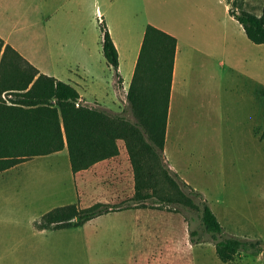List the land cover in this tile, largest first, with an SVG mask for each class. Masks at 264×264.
I'll return each mask as SVG.
<instances>
[{"label": "rangeland", "instance_id": "obj_1", "mask_svg": "<svg viewBox=\"0 0 264 264\" xmlns=\"http://www.w3.org/2000/svg\"><path fill=\"white\" fill-rule=\"evenodd\" d=\"M78 1L69 0L66 7L55 10L57 17ZM262 4L264 0H247L245 10L260 16ZM83 9L86 28L82 33L72 28L65 34L55 18L49 29L41 23L37 27L46 48L36 50L39 42L30 32L21 44L37 60L51 53L53 61H60L62 81L76 79L77 63L86 66L94 80L80 91L89 103L84 105L123 111L132 62L148 23L174 32L179 44L207 42L217 53L225 46L227 51L234 46L248 60L249 89L261 86L264 102V44L254 45L246 39L221 0H84ZM95 9L102 13L119 47L118 78L102 57ZM54 33L69 34V47L57 48L52 43ZM262 113L259 108L257 123L262 121L263 126L258 128L257 140L248 136L238 152L227 140L216 138L214 152L201 145L176 147L179 177L164 164L184 196L194 205L201 207L203 201L210 208L222 227L221 235L204 231L198 209L158 204L155 195L144 205L130 201L134 181L127 158L118 155L73 174L63 150L34 157L0 173V264H264V107ZM122 115L134 120L129 111ZM180 177L199 196L184 187ZM158 187L165 190L164 194L170 190L166 181H160ZM96 203L122 208L98 215L79 228L41 231L36 226L41 216L53 208L68 204L86 208ZM229 237L254 243L255 249L240 251L230 262L222 263L214 244Z\"/></svg>", "mask_w": 264, "mask_h": 264}, {"label": "trees", "instance_id": "obj_2", "mask_svg": "<svg viewBox=\"0 0 264 264\" xmlns=\"http://www.w3.org/2000/svg\"><path fill=\"white\" fill-rule=\"evenodd\" d=\"M228 13L241 26L248 41L264 44V6L260 16L234 8ZM98 25L102 57L118 78L117 50L103 20ZM2 47L0 41V173L34 157L66 150L70 170L75 174L118 156L120 140L133 171L134 194L130 201L144 205L155 195L158 204L175 203L198 209L204 231L221 235L222 227L214 213L205 202L199 207L181 193L168 176L162 156L176 47L173 36L151 25L145 28L123 111L117 114L80 103L76 106L79 94L71 84L39 73L11 47L7 45L3 50ZM12 59L21 64L15 67L10 64ZM14 68L16 78L7 76L6 71ZM128 111L134 118L132 122L122 115ZM160 181H166L170 187L166 194L158 187ZM121 208L101 203L86 208L68 204L43 214L36 226L41 231L79 228L98 215ZM248 249H255V244L235 237L214 244L222 263Z\"/></svg>", "mask_w": 264, "mask_h": 264}, {"label": "crops", "instance_id": "obj_3", "mask_svg": "<svg viewBox=\"0 0 264 264\" xmlns=\"http://www.w3.org/2000/svg\"><path fill=\"white\" fill-rule=\"evenodd\" d=\"M68 1L0 0V41L3 43L2 50L8 45L39 73L62 81L59 76L62 72L59 68L60 61H53L51 53L42 54L37 60L34 54L27 52L28 48L21 44V40L23 36L27 38V34L30 32L31 34L33 33L32 39L35 42H39L36 50L46 48L44 42L38 36L39 29L37 27L41 23L43 27L45 26V29H49L51 25L54 26L51 24V21L53 22L55 18V24L64 30L65 34L66 29H69L70 33V29L72 28L74 31L82 33L83 29L85 30L86 28V25H83L86 19V11L83 9L84 0L76 2L75 6L69 5L68 9H63L64 12H61L57 17V11L55 10H58L59 7H66ZM221 1L224 2V10L227 14L233 8L242 11L248 10L247 0ZM9 2H11V5L8 6ZM263 6L262 4L261 9H263ZM72 7H74V10H72ZM95 15L97 23L103 19L102 13L98 9H95ZM230 18L233 19L231 16ZM148 25L173 36L176 40L162 150L163 160L167 169L174 174H177L179 170V157H174L176 147L201 145L208 147V151L210 148L213 149L212 151L214 152L216 151L215 146L218 144L216 143V138H218V140H227L228 144L235 147V151L238 152V147L240 150L243 143H246L248 136H251L253 140H257L258 128L263 126L262 121L260 125L257 123L259 108L261 109V115L263 114V92L261 86L259 89L257 86L254 89H249L248 87L247 58H243L234 46L229 51L226 50L225 46V50L223 49L217 53L214 45L207 42L179 44L178 37L174 32L168 28L155 26L151 23L144 26L142 38L144 30ZM108 32L110 34V31ZM14 34H16L15 39L13 38ZM110 37L118 53L119 70V47L114 41L112 34H110ZM142 38L138 44L139 48ZM71 41L72 38L69 34L66 36L56 33L53 36L52 43L57 48L64 49L69 47ZM79 43H82L81 40ZM48 48L50 47L48 46ZM139 48L132 62L131 77ZM32 50H35L34 47H32ZM47 61L48 64H46ZM10 64H14L17 67L21 63L17 59H12ZM76 65L80 67L76 70L77 74H74L76 79L68 78L62 82L69 83L76 89L79 94L78 102L80 104H89L85 101L84 95L80 91H83V87L91 85L94 77L85 68L86 66H82L79 63ZM6 72L7 76L8 74L9 76L13 75L15 78L17 76V68L7 70ZM68 72L71 73L72 71L68 70ZM112 84L114 88L115 81ZM10 97L9 95L8 98ZM258 98H261L260 101ZM114 103V101L111 102V105L114 106ZM94 106L115 113L110 107L97 106L96 104ZM187 136H191V138ZM173 139H176V141L172 142ZM174 143L177 145L173 146ZM117 146L119 157L123 159L127 158L128 160L124 143L119 140L117 141ZM174 164H178V166L176 165L175 167ZM177 177H179L178 174ZM179 179L182 184L190 187L187 181L182 180L181 177ZM191 190L195 191L194 189Z\"/></svg>", "mask_w": 264, "mask_h": 264}, {"label": "built area", "instance_id": "obj_4", "mask_svg": "<svg viewBox=\"0 0 264 264\" xmlns=\"http://www.w3.org/2000/svg\"><path fill=\"white\" fill-rule=\"evenodd\" d=\"M79 104V102L76 103V106Z\"/></svg>", "mask_w": 264, "mask_h": 264}]
</instances>
